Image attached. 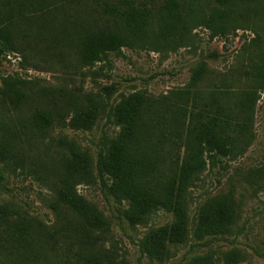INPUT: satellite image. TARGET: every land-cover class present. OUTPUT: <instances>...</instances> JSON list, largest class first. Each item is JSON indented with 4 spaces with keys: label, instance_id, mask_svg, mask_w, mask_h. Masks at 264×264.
<instances>
[{
    "label": "rangeland",
    "instance_id": "374dc122",
    "mask_svg": "<svg viewBox=\"0 0 264 264\" xmlns=\"http://www.w3.org/2000/svg\"><path fill=\"white\" fill-rule=\"evenodd\" d=\"M82 2L90 0H0L4 23L21 31L17 51L0 57V98L4 80L12 76L20 78V85L26 87L30 98L37 90L56 93L61 98L69 95L96 112L89 129L56 128L44 140L37 135L29 140V152L41 169L38 171L43 172L70 152L91 157L93 178L79 184L77 191L107 218L109 231L104 246L117 251V261L188 264L192 258L208 252L222 261L225 254L237 250L242 255L238 264H264V91L259 93L250 131L237 140L230 155L207 164L190 187L189 236L184 243L169 244L170 255L165 261L147 258L138 244L148 230L170 225L173 216L157 210L145 224H130L123 214L126 203L108 194L109 182L95 168L98 154L120 130L112 116L113 107L133 92L146 91L160 97L184 90L188 92L187 106L195 111L211 93L219 96V103L226 98L230 104L243 91L255 90L257 83L252 74L256 64L264 59V1L229 13L224 19V33H220V20L210 28L197 21L211 18L212 2L182 0L183 14L195 18L181 31L182 35L177 33L164 40L148 30L147 36L130 41L133 48L124 47L121 55L110 53L108 61L93 65L82 63L77 39L79 27H96L90 13L73 6ZM97 23L125 32L115 20L101 18ZM28 111L25 107L19 114L27 119ZM9 116L0 108V120L6 125L14 118L13 111ZM0 169L4 173L0 177V203L52 226L56 221L52 198L35 175L9 173L2 165ZM214 198L230 201L233 224L226 234L198 239L194 230L199 210ZM34 251L36 257L27 264H67L63 256H57L42 243H36ZM0 264H5L1 255Z\"/></svg>",
    "mask_w": 264,
    "mask_h": 264
},
{
    "label": "trees",
    "instance_id": "16d2710c",
    "mask_svg": "<svg viewBox=\"0 0 264 264\" xmlns=\"http://www.w3.org/2000/svg\"><path fill=\"white\" fill-rule=\"evenodd\" d=\"M209 1L213 3L211 18L197 21L210 28L220 20L217 31L224 33V19L229 13L264 0ZM183 5L182 0H90L73 5L84 8L96 24L93 30L78 28L82 63L108 61L110 53L119 56L122 48H133V38L147 36L148 30L164 40L182 35L181 31L195 21L188 13L183 14ZM101 18L119 22L125 32L98 24ZM20 32L0 17V57L17 51ZM252 75L256 89L243 91L230 104L226 98L219 103V96L211 93L194 111L187 106V91L160 97L137 91L113 107L112 116L120 130L95 161L96 170L109 182L108 194L126 203L123 214L132 225L145 224L157 210L173 216L170 225L150 229L141 238L139 250L147 258L165 261L170 243L187 240L190 187L207 164L230 155L237 140L250 131L259 93L264 91V59L256 64ZM19 81L6 77L1 92L0 108L8 117L13 111L14 118L9 125L0 120V165L9 173L35 175L51 195L56 221L48 227L0 203V255L5 264H27L36 257V243L63 256L67 264H127L124 259L116 260L115 249L104 246L109 231L107 218L77 191L79 184L93 178L91 157L70 152L39 172V164L29 152V140L35 135L44 140L56 128L89 129L96 112L69 95L61 98L37 90L30 98ZM25 107L29 110L27 119L19 114ZM0 177H4L2 171ZM233 221L230 201L214 198L200 208L194 236L202 239L226 234ZM241 257L233 250L221 261L208 252L188 264H238Z\"/></svg>",
    "mask_w": 264,
    "mask_h": 264
}]
</instances>
